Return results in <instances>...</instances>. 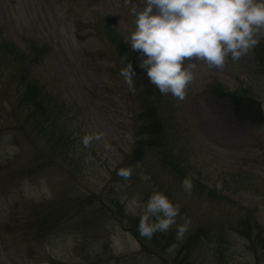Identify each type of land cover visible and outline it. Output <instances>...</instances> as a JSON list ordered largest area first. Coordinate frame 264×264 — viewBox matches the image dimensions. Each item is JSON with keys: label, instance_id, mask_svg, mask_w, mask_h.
I'll use <instances>...</instances> for the list:
<instances>
[{"label": "rangeland", "instance_id": "1", "mask_svg": "<svg viewBox=\"0 0 264 264\" xmlns=\"http://www.w3.org/2000/svg\"><path fill=\"white\" fill-rule=\"evenodd\" d=\"M144 6L0 0V264H264V242L241 231L252 212L264 230V63L257 58L264 36L223 70L197 64L185 100L152 93L171 152L144 144L137 158L146 88L136 71L131 87L121 74L119 40L130 44L132 8ZM33 50L42 63L25 69L22 52ZM24 72L58 103L50 141L27 119ZM243 91L258 101L251 106L263 110L262 120L239 114L228 93ZM92 133L103 139L84 147L81 137ZM175 153L180 175L166 165ZM121 168L132 169L129 179L117 175ZM154 191L180 204L177 223L190 221L182 238L175 226L152 239L140 235L128 204L134 196L146 203Z\"/></svg>", "mask_w": 264, "mask_h": 264}, {"label": "clouds", "instance_id": "2", "mask_svg": "<svg viewBox=\"0 0 264 264\" xmlns=\"http://www.w3.org/2000/svg\"><path fill=\"white\" fill-rule=\"evenodd\" d=\"M144 5L139 10L132 8L135 30L129 37L130 47L141 54L140 67L146 69L149 82L159 93L180 101L188 95L197 64L223 70L229 59L239 62L250 55L264 36V0H144ZM121 74L131 87L132 65ZM101 139L102 133H92L80 142L90 147ZM117 175L129 179L132 169L121 168ZM181 186L191 194L190 177H185ZM128 208L139 215L138 231L144 238L152 239L173 226L178 239L188 231L189 220L177 223L180 204L160 191H154L146 203L134 196Z\"/></svg>", "mask_w": 264, "mask_h": 264}, {"label": "trees", "instance_id": "3", "mask_svg": "<svg viewBox=\"0 0 264 264\" xmlns=\"http://www.w3.org/2000/svg\"><path fill=\"white\" fill-rule=\"evenodd\" d=\"M120 43V55L124 57V64L128 65L129 63L132 65L133 71H136L138 74V82L143 83L146 91L141 94V103L139 108V118H140V126L139 133L140 139L137 141L136 146H139V151H135L133 154H137V158H141L144 153L143 145L146 144L148 148H156L159 149L164 155L169 154L171 150L170 146V138L169 131L165 128V124L160 112V104L159 101L155 99L152 93L159 96V91L149 82L147 73H141L139 71V65L137 64V53L133 51L130 47V44H127L123 41V39L119 40ZM262 47L263 44L261 45ZM43 54V53H42ZM41 54V55H42ZM264 50H258L257 58L260 64L264 63ZM40 54L31 51L29 54L22 52L21 61H24L25 69H28L30 64L37 62L39 64L42 63V59ZM44 55V54H43ZM21 81L18 82L20 85H23L21 89L22 93V101L24 105H26L28 114L27 119L32 122L35 129L38 133H42L48 136V141H50L49 136H54L57 131V114L58 113V103L51 102V99H46L47 86H42L39 82L37 87L35 84L31 82L30 72H24L20 77ZM30 80V82H29ZM223 91V88L219 89ZM219 93V91H216ZM221 94V93H219ZM232 100L233 104L237 106V110L241 116L246 118L254 119L255 121H260L263 119V110L259 108V106L252 107V104H259L256 99H254L251 94L246 91L243 92H230L228 93ZM256 116V117H255ZM67 143L63 140V146L66 147ZM57 148V151H60V146L55 143L53 144ZM166 156V165L174 174H181V168L177 164L176 157L177 154L169 157ZM254 213H250L245 217H242V233L247 236L251 241L255 243L259 241V244L264 242V230L256 221ZM245 216V215H244ZM256 249V247H255Z\"/></svg>", "mask_w": 264, "mask_h": 264}]
</instances>
